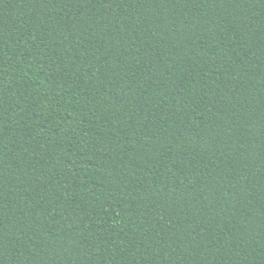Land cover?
Masks as SVG:
<instances>
[{"label":"trees","instance_id":"trees-1","mask_svg":"<svg viewBox=\"0 0 264 264\" xmlns=\"http://www.w3.org/2000/svg\"><path fill=\"white\" fill-rule=\"evenodd\" d=\"M0 264H264V0H0Z\"/></svg>","mask_w":264,"mask_h":264}]
</instances>
